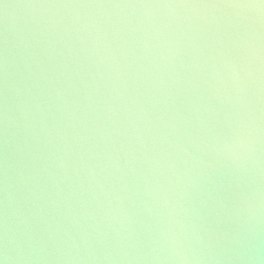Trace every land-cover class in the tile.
I'll return each instance as SVG.
<instances>
[{"label":"clouds","instance_id":"clouds-1","mask_svg":"<svg viewBox=\"0 0 264 264\" xmlns=\"http://www.w3.org/2000/svg\"><path fill=\"white\" fill-rule=\"evenodd\" d=\"M16 7L3 5L5 20ZM24 8L45 10L40 55L71 58L84 95L68 99L71 81L53 86L32 54L21 91L3 58L4 143L14 144L19 118L28 162L20 172L3 163L0 264H218L223 226L232 239L264 228V0ZM177 63L201 77L187 79L184 110L172 95ZM218 109L223 122L212 119Z\"/></svg>","mask_w":264,"mask_h":264},{"label":"water","instance_id":"water-1","mask_svg":"<svg viewBox=\"0 0 264 264\" xmlns=\"http://www.w3.org/2000/svg\"><path fill=\"white\" fill-rule=\"evenodd\" d=\"M44 2H67V0H0V66H2L4 58L3 40L6 34L8 40V58L10 62H15V67H10L9 71L10 74L14 73L13 79L16 81L18 89L22 91L25 87V78L27 76L25 61L28 60L29 55L32 54L42 61V67L48 69V74L52 77L53 86L61 87L66 79L70 80V86L65 87L68 99L83 103L82 98L84 92L81 87L80 77L73 71L75 68L73 60L65 56L57 58V63L55 64L49 62L40 55L39 48L33 39L36 22L47 20L45 10L22 7L10 8L8 10L7 20H5L3 8L5 3L19 6L24 3ZM72 2H92V0H72ZM99 2H117V0H99ZM210 2H219V0H210ZM209 37L210 34H205L204 41L211 43ZM191 57L192 51L189 45L185 47L184 51L181 53V60L185 64H190ZM64 63L68 65L67 70L58 66ZM33 69H35V65H33ZM61 71H64L63 76L60 75ZM177 71L181 76V83L179 89L172 88V95L175 99L174 107L184 110L189 106V101L192 99V92L190 91L191 85L187 83V79H190L193 83H198L201 77L195 69H192L191 73L186 76L179 63H177ZM70 72L72 73L71 76L68 75ZM80 76L87 79L83 71L80 72ZM168 83L171 85L170 80ZM3 95V79L2 72H0V111H2ZM23 99L26 98L23 96L16 98L17 102H21ZM162 107L161 105V108ZM53 113L55 114L54 109ZM225 113L226 109H218L217 115L212 117V119H219L223 122ZM13 114L19 117L18 112ZM24 139L23 123L18 118L17 128L15 130V142L13 144L10 138L9 144L6 146L4 143L2 123H0V187H2L3 163L5 157L8 158L10 165H15L17 172H20L28 162V157L23 153ZM17 149H19V151H17ZM260 155L264 158V148L261 149ZM9 175H13L11 171ZM14 178L16 179L17 199H20L25 194V184L19 177ZM21 203L23 204L24 202L21 200ZM223 230L228 232V242L221 246L218 255V264H264V228H261L255 237H250L247 234L241 233L235 239H232L231 231L227 226H223ZM47 264H63V262L53 258L49 259Z\"/></svg>","mask_w":264,"mask_h":264},{"label":"snow or ice","instance_id":"snow-or-ice-1","mask_svg":"<svg viewBox=\"0 0 264 264\" xmlns=\"http://www.w3.org/2000/svg\"><path fill=\"white\" fill-rule=\"evenodd\" d=\"M177 3L180 4H186V5H201V4H213V3H219V2H232V0H219V2H210V0H176ZM55 3H61V2H44V3H24L19 5L20 7L24 8L29 5L33 4H55ZM7 35L5 34L4 40H3V47H4V57L7 54Z\"/></svg>","mask_w":264,"mask_h":264}]
</instances>
